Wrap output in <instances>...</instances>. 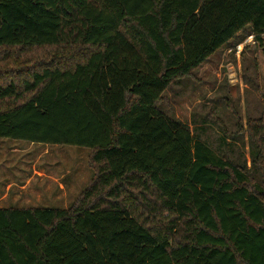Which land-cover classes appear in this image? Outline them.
Wrapping results in <instances>:
<instances>
[{
    "label": "trees",
    "instance_id": "16d2710c",
    "mask_svg": "<svg viewBox=\"0 0 264 264\" xmlns=\"http://www.w3.org/2000/svg\"><path fill=\"white\" fill-rule=\"evenodd\" d=\"M247 27L264 0H0V138L95 168L68 209L0 208V264H264V116L249 165L160 107Z\"/></svg>",
    "mask_w": 264,
    "mask_h": 264
},
{
    "label": "rangeland",
    "instance_id": "374dc122",
    "mask_svg": "<svg viewBox=\"0 0 264 264\" xmlns=\"http://www.w3.org/2000/svg\"><path fill=\"white\" fill-rule=\"evenodd\" d=\"M160 107L188 125L193 134L201 133V138L213 147L219 144L220 137H228V143L237 145L230 155L242 162L248 160L250 165L247 124L264 116V37L257 41L247 27L191 77L175 82ZM33 166L53 178H62L63 184H71L70 197L60 202L46 197L38 203L34 202L36 198L16 195L14 190L6 193L8 185H23L27 181L26 169ZM94 176L89 149L0 138L1 209H68Z\"/></svg>",
    "mask_w": 264,
    "mask_h": 264
},
{
    "label": "crops",
    "instance_id": "0c3cea01",
    "mask_svg": "<svg viewBox=\"0 0 264 264\" xmlns=\"http://www.w3.org/2000/svg\"><path fill=\"white\" fill-rule=\"evenodd\" d=\"M25 172V170H20ZM27 172V181L23 185L11 184L6 187V193H9L11 190H14L15 194L19 196H27L28 198H36L34 202L41 203L46 197H53L57 202H60L63 199H68L71 195V184H63L60 179L62 178H53L52 176L47 175L46 172L39 169L38 166H33L32 169H26ZM66 177V175H65ZM67 178V177H66ZM49 180H54L50 182ZM7 194L3 196L6 198ZM17 198H19L17 196ZM1 201V199H0ZM30 203V202H28Z\"/></svg>",
    "mask_w": 264,
    "mask_h": 264
}]
</instances>
